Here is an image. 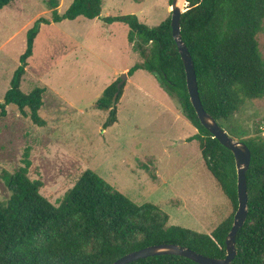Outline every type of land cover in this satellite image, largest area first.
Returning <instances> with one entry per match:
<instances>
[{
    "label": "trees",
    "instance_id": "16d2710c",
    "mask_svg": "<svg viewBox=\"0 0 264 264\" xmlns=\"http://www.w3.org/2000/svg\"><path fill=\"white\" fill-rule=\"evenodd\" d=\"M15 0H0V9ZM50 18L39 17L26 33V47L0 101V115L14 104L32 123L43 126L39 112L43 106V87L23 92L21 81L34 40L41 24L99 17L103 0H73L58 12V0H43ZM169 0V5H171ZM180 16V30L194 62L201 103L224 129L223 122L240 111L246 100L264 97V57L257 36L264 31V0H186ZM171 13L150 26L135 14L108 15L104 23L123 22L127 38L140 60L127 70L153 74L174 99L197 132L196 140L206 168L210 171L232 207L210 233L169 224V215L150 202L137 204L91 169L84 170L58 204L40 193L39 179L29 177L30 148L26 147L21 166L1 177L10 193L0 201V264H110L121 256L146 246L174 243L208 257L226 255L225 239L238 207L237 175L234 155L201 124L190 101L186 73L172 36ZM108 85L94 106L108 111L103 128L117 121L116 104L122 94L117 83ZM118 92L116 102L112 98ZM230 135V134H229ZM251 151L246 171L248 213L236 234L237 254L231 264H264V138H239ZM139 168L157 179L150 161H138ZM127 264H200L180 255L149 256Z\"/></svg>",
    "mask_w": 264,
    "mask_h": 264
},
{
    "label": "rangeland",
    "instance_id": "374dc122",
    "mask_svg": "<svg viewBox=\"0 0 264 264\" xmlns=\"http://www.w3.org/2000/svg\"><path fill=\"white\" fill-rule=\"evenodd\" d=\"M72 1L58 0V12ZM170 6L169 0H103V10L94 19L79 16L41 24L21 89H45L39 112L45 124L32 123L14 104L0 115V201L10 195L2 173L21 166L29 147V177L42 181L40 193L55 205L91 169L135 203L158 205L172 225L210 233L231 214L198 142L188 140L197 130L178 103L150 72L126 73L140 60L128 41V26L102 21L108 15L135 14L154 26L171 13ZM50 16L43 0H15L0 9V101L25 50L27 30L37 18ZM257 41L264 57V31ZM123 74L117 121L103 128L108 111L94 104ZM223 127L242 139L264 138V97L246 100ZM139 160L156 167V180L139 168Z\"/></svg>",
    "mask_w": 264,
    "mask_h": 264
},
{
    "label": "water",
    "instance_id": "95a60500",
    "mask_svg": "<svg viewBox=\"0 0 264 264\" xmlns=\"http://www.w3.org/2000/svg\"><path fill=\"white\" fill-rule=\"evenodd\" d=\"M172 0L171 1V17L170 25L172 29V36L176 42L180 57L184 64L186 73V85L189 93L190 101L195 109V112L201 122V124L213 135L214 138L229 150L232 151L235 159L236 175H237V197L238 207L234 213L233 223L228 232L225 243H226V255L223 258L208 257L203 254L197 253L192 249L174 244V243H161L146 246L144 248L134 250L127 253L110 264H127L137 259L155 256V255H180L189 258L200 264H231L232 260L237 254L236 249V234L237 231L243 226L247 213H248V194H247V180L246 171L249 168L251 160V151L248 146L241 140L235 139L229 135L225 129H223L217 120L207 113L201 103L198 84L196 79V73L194 68V62L189 53L186 44L183 42L180 30V16L186 10L182 8L187 5L186 0ZM126 80V74L122 75V78L117 83V88L120 89L121 85ZM118 92H115L112 98L113 104L116 102Z\"/></svg>",
    "mask_w": 264,
    "mask_h": 264
},
{
    "label": "bare ground",
    "instance_id": "6f19581e",
    "mask_svg": "<svg viewBox=\"0 0 264 264\" xmlns=\"http://www.w3.org/2000/svg\"><path fill=\"white\" fill-rule=\"evenodd\" d=\"M182 2H181V0H180V4H181Z\"/></svg>",
    "mask_w": 264,
    "mask_h": 264
},
{
    "label": "crops",
    "instance_id": "0c3cea01",
    "mask_svg": "<svg viewBox=\"0 0 264 264\" xmlns=\"http://www.w3.org/2000/svg\"><path fill=\"white\" fill-rule=\"evenodd\" d=\"M59 5H60V3H59Z\"/></svg>",
    "mask_w": 264,
    "mask_h": 264
}]
</instances>
